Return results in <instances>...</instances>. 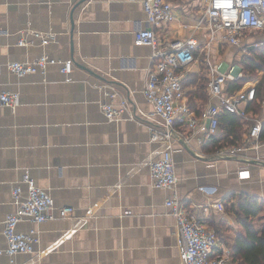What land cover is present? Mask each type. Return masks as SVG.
Instances as JSON below:
<instances>
[{
  "label": "crops",
  "instance_id": "obj_1",
  "mask_svg": "<svg viewBox=\"0 0 264 264\" xmlns=\"http://www.w3.org/2000/svg\"><path fill=\"white\" fill-rule=\"evenodd\" d=\"M142 1L0 0V93L18 94L14 108L0 101V250L6 247L3 221L14 208L12 188L27 194L23 177L46 190L55 207H73L64 218L18 222L17 230L32 231L39 241L33 252L10 257L0 252V264H181L167 199L175 195L207 222L224 223L229 242L242 231L237 222H227L230 204L241 195L264 201V164L253 160V149L239 154L250 161L211 160L195 154L216 152L209 151L207 140L199 143L200 133L186 141L188 150L174 137L152 139L163 120L143 93L151 47L134 43L135 33L146 27ZM170 2L173 20L156 28L159 39L194 34L202 42L206 26L197 19L205 0ZM30 31L56 37L42 44ZM25 33L28 43L18 45ZM247 39L245 44L252 45ZM225 48L238 46L219 43L211 49L212 58L228 64L220 54ZM244 53L230 60L237 62ZM41 54L71 60V71L51 64L44 74L19 76L7 68L10 61ZM200 70L205 73L196 61L186 72ZM121 99L126 109L107 119L103 103L118 106ZM169 148L177 182L154 187L150 162ZM259 152L264 155V148ZM242 169L248 176H239ZM233 225L239 230L230 235Z\"/></svg>",
  "mask_w": 264,
  "mask_h": 264
},
{
  "label": "built area",
  "instance_id": "obj_2",
  "mask_svg": "<svg viewBox=\"0 0 264 264\" xmlns=\"http://www.w3.org/2000/svg\"><path fill=\"white\" fill-rule=\"evenodd\" d=\"M146 27L134 35L136 45L151 47L150 65L143 93L152 105L156 115L162 118L163 128L152 132L153 140L170 141L172 131H176L186 141L192 134L200 133L199 143L208 140L219 132L218 115L223 111L235 113L249 131L236 145L219 148L215 154L238 155L249 149L254 150L253 160L264 161L259 148H264V140L259 139L262 117L247 111L248 102L255 98V85H248L238 92L227 95L224 83L243 76L236 64H226L223 60L213 59L211 49L219 43L239 46L247 33L264 29V0H205L199 10L198 23L206 26V37L201 42L192 34L170 41L159 39L156 28L173 20V8L170 0H143ZM42 44L55 40L52 32L30 31ZM28 40L21 35L18 45H25ZM250 46L245 44L243 53H250ZM203 56H200V55ZM200 61L207 77L206 91L208 102L197 114L188 103V87L182 79L189 65ZM59 64L60 71L69 73L71 60H61L48 54H41L32 60L10 61L7 68L14 74L23 76L28 73L44 74L48 65ZM112 98L114 95L108 93ZM215 98L216 102L210 101ZM18 94L9 91L0 93L4 105L15 107ZM115 106L111 102L103 103L102 110L109 120L117 119L126 109V101L121 99ZM248 170L238 171L240 177L248 176ZM150 179L154 187L170 188L177 182L174 159L171 149L150 162ZM27 184V194L22 195L21 188H12L14 208L5 215L3 234L6 239L4 252L9 257L17 253H29L35 250L39 239L32 231L17 230V224L23 219L41 223L55 218L71 216L73 207H55L52 196L36 185L34 179L23 177ZM165 205L175 219L177 228V246L181 264H234L230 247L216 234L215 230L202 216L188 209L175 195L166 200Z\"/></svg>",
  "mask_w": 264,
  "mask_h": 264
},
{
  "label": "trees",
  "instance_id": "obj_3",
  "mask_svg": "<svg viewBox=\"0 0 264 264\" xmlns=\"http://www.w3.org/2000/svg\"><path fill=\"white\" fill-rule=\"evenodd\" d=\"M237 63L241 70H244L245 75L236 80L227 81L224 88L225 93L227 95L234 94L256 78L255 98L248 102L246 109L258 116H264V46H251L250 53L243 55ZM182 83L185 86H193L188 91V103L197 114L201 113L203 106L209 100L206 91L207 77L204 71L186 72ZM218 121L219 132L212 135L205 143L210 146L209 151L212 152L224 146L238 144L249 131V125L245 126L242 119L235 113L223 111L218 115ZM259 139L264 140V120L261 123ZM263 205L262 199L244 195L239 196L234 204H230L229 210L242 228V231L236 233L232 242L219 233V227H215L217 223L208 221L214 226L216 234L230 244L234 264H264V219L259 229L254 224V220L260 216Z\"/></svg>",
  "mask_w": 264,
  "mask_h": 264
},
{
  "label": "rangeland",
  "instance_id": "obj_4",
  "mask_svg": "<svg viewBox=\"0 0 264 264\" xmlns=\"http://www.w3.org/2000/svg\"><path fill=\"white\" fill-rule=\"evenodd\" d=\"M250 34V33H249ZM249 34H246V37H245V39H247V38H250V41H251V43H252V46L254 45L255 47H257V46H264V29H263V31H260V32H255V31H253V32H251V34L249 35ZM248 40V39H247ZM242 44H240L239 46H238V48L237 49H233V48H225V49H221V51H220V54L221 55H223L226 59H229V60H227V62H228V64L229 65H232V64H237V65H239L234 59H232V60H230V58H232L233 57V54L235 53V55H238V53L242 50V48L244 47V45H245V41H242L241 42ZM225 54H229L230 56H225ZM248 54V52L246 51L243 55L245 56V55H247ZM238 57V56H237ZM240 60L242 59V56H241V58H239ZM242 72H244V70L242 71ZM243 75H245L244 73H243ZM257 80H256V78H254V79H252L251 81H249V82H251V84L252 85H255V82H256ZM263 104V103H262ZM264 105V104H263ZM260 116H262V115H260ZM229 218H227L228 219V223L230 222V220L229 219H231V221L233 222V224H235L236 223V220H235V217H234V215H233V213L229 210ZM263 219H264V206H263V208L261 209V211H260V216H259V218L258 219H256V220H254V224H255V226H256V228L257 229H259L260 228V226L262 225V221H263ZM237 224V226H239L238 225V223H236ZM215 227H219V233L220 234H222V236L224 237V238H226L227 237V230L225 229V226H224V223H220V224H217V225H215ZM235 226L233 225V228H234ZM237 229L239 230V227L238 228H234V231H231L230 232V235H233L234 234V232L236 233L237 232ZM221 236V235H220ZM221 236V237H222Z\"/></svg>",
  "mask_w": 264,
  "mask_h": 264
},
{
  "label": "water",
  "instance_id": "obj_5",
  "mask_svg": "<svg viewBox=\"0 0 264 264\" xmlns=\"http://www.w3.org/2000/svg\"><path fill=\"white\" fill-rule=\"evenodd\" d=\"M172 137L178 139L182 144L183 146L188 150L189 147L187 145V142L186 140L183 138L182 135H180L179 133H177L176 131H172L171 133ZM198 157L200 158H204V159H217V158H225V159H235V160H239V161H250V159H245L238 156V155H230V154H215V155H212V156H205V155H201V154H198V153H195ZM256 162H259L260 164H264L263 161H256Z\"/></svg>",
  "mask_w": 264,
  "mask_h": 264
}]
</instances>
